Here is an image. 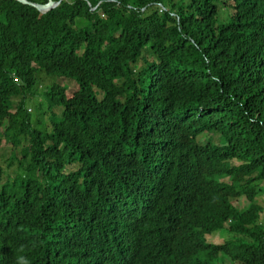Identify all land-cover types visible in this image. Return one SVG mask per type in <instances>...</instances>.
Returning a JSON list of instances; mask_svg holds the SVG:
<instances>
[{"label": "trees", "instance_id": "16d2710c", "mask_svg": "<svg viewBox=\"0 0 264 264\" xmlns=\"http://www.w3.org/2000/svg\"><path fill=\"white\" fill-rule=\"evenodd\" d=\"M2 138L0 264H264V0H0Z\"/></svg>", "mask_w": 264, "mask_h": 264}, {"label": "rangeland", "instance_id": "374dc122", "mask_svg": "<svg viewBox=\"0 0 264 264\" xmlns=\"http://www.w3.org/2000/svg\"><path fill=\"white\" fill-rule=\"evenodd\" d=\"M39 77H41L39 79L38 82H40L41 86L39 85V92L40 93H44L45 91L49 90V88L51 87V85L53 84H59V85H66L68 86V89L70 92H73L75 89L78 88V85L75 81L69 80V79H65V78H58V77H47L44 74H39ZM35 102L39 105V101L35 100ZM33 109V107H31ZM34 113V109L32 111ZM61 110L60 109H56V113L60 114ZM51 114V111H46L45 115H43L42 120L45 121V125L48 129H50L51 127V121L49 118V115ZM33 118H36V115L33 116ZM203 139V138H202ZM215 141L218 139V137L215 135L214 136ZM2 149H3V154H0V160L5 159L8 155H9V150L11 148V146L9 144H6V142L4 141V139L2 138ZM13 167V166H12ZM261 187V191L259 192V195L256 198V202L262 207L263 211L261 213V218H264V181L263 184L260 186ZM239 209H244L246 207L249 206V201L247 200L246 197H240L239 199L236 200L235 203ZM217 241H219L220 243L223 241V239H216Z\"/></svg>", "mask_w": 264, "mask_h": 264}, {"label": "water", "instance_id": "95a60500", "mask_svg": "<svg viewBox=\"0 0 264 264\" xmlns=\"http://www.w3.org/2000/svg\"><path fill=\"white\" fill-rule=\"evenodd\" d=\"M16 1L24 5L32 6L36 10H38L40 13H47L51 11L52 9L56 8L62 0H60L59 2H55L54 0H48V2L45 4L33 3L28 0H16Z\"/></svg>", "mask_w": 264, "mask_h": 264}]
</instances>
